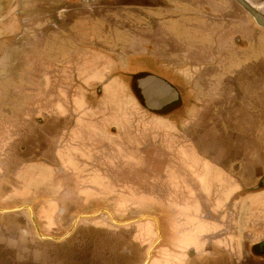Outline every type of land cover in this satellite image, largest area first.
Returning a JSON list of instances; mask_svg holds the SVG:
<instances>
[{
	"label": "rangeland",
	"instance_id": "rangeland-1",
	"mask_svg": "<svg viewBox=\"0 0 264 264\" xmlns=\"http://www.w3.org/2000/svg\"><path fill=\"white\" fill-rule=\"evenodd\" d=\"M73 1L75 0H0V127L16 124L10 126L15 130L14 138L22 141L25 146L22 148L24 149L22 154L19 152L21 145L18 144L0 148V172L4 171L0 174L17 171V161L50 159L53 146L49 144L45 145L46 152L42 156L34 154L40 145L42 150V143L39 145L37 140L39 134L43 135L42 115H35L36 108L43 106L50 109L59 106L67 116L69 109H66L65 105L69 101V96L77 97L82 94L88 106L97 105L93 114L100 120L91 127L97 132H91L96 137L95 142L89 138V132H82L84 140L81 138L80 147L84 151L85 148H95L97 152L103 154L106 152L109 160L115 163L111 166L112 169L106 172L118 168L114 171L126 172V179L111 180L108 191L113 195L105 199L96 198L98 203L95 211H79L73 214L72 222L74 224L79 216L96 214L102 208L108 213L80 218L72 234L61 241L35 242L36 247L43 252V256L41 252L35 262L32 257H27L21 262L5 260L4 264H144L150 248L158 239L157 225L150 218L157 219L158 216H163L152 209V206L156 207L157 199L160 207L165 205L171 198V192L175 190L172 189L173 184L166 179L156 180L162 179L160 173L167 171L168 164H161L155 170L150 164L143 163L139 166L127 162L126 158L119 157L117 151L115 154L112 152L109 154L108 142L102 140L101 136L113 135L108 129L117 128L119 119H122L123 127L129 126L128 121L119 117L122 115H118V105L122 108L120 101L117 99L118 96L110 95L113 90L109 89L114 87L116 81L109 79L117 80V83L120 82L125 88H129L128 92L136 99L131 108L141 110L157 106L153 99L148 102L140 94L142 86L140 82L150 79L146 75H154L169 82L186 97L184 105L174 103L161 112L149 113L147 117L155 115L165 121L176 123L181 114L189 110L188 105H196L200 99V89L205 87L199 85L204 82L203 77L201 81L198 80L190 86L176 75V70L181 69L183 63L191 67L211 61L213 47L222 49L226 44L228 48L236 45L243 48L246 45L261 44L264 42V26L256 24L239 0H87L76 4L71 3ZM240 1L264 15V0ZM207 48H210V51ZM236 55L240 64L238 69L241 72L233 77L221 76L226 87H223L224 85L220 87L219 97L211 95L216 100L209 104H214L215 107L203 109L205 117L202 118L203 123L200 122L202 126L197 113L192 115L191 123L196 127L191 129L190 134L197 146L195 151L200 156L210 161L215 160L218 165L228 168L230 172L238 173L240 178L245 177L248 183H254L252 189H243L234 198V201L240 199L239 201L244 202L243 200L247 198L246 193L264 188V52H256L253 48L251 51ZM219 58L221 60L222 56ZM102 73H105L104 77L107 76L106 82L110 81L108 84H112L105 89L108 93L105 97L101 96V86L96 84L100 82L98 78ZM75 74L78 78L74 77ZM83 85L86 87L85 91ZM90 88L88 92L87 89ZM198 104L202 105L199 102ZM177 105L180 107L174 109ZM107 107L110 110H107ZM128 108L130 109L129 106ZM15 114L26 115L22 117ZM128 115L130 116V113ZM19 117L23 118V128L17 126L22 125ZM67 118L65 116L59 118L62 125L68 123L64 122ZM128 119L136 126L141 124L140 117ZM69 125L70 123L64 126L66 129L59 134L67 142L70 139L67 128ZM74 128L75 126H72L70 131ZM180 129L183 130L182 127ZM80 132L79 130V134ZM179 136L182 140L183 136ZM125 137L122 134L119 140L126 142ZM85 140H91L90 145H87L89 142ZM145 142L150 140L145 137L139 141L142 145ZM229 144H232L233 148ZM65 145L68 146L66 142ZM71 150L70 145L68 153ZM158 155L159 159L165 161L166 156L160 150ZM13 156L17 158L15 163ZM187 157L190 160L186 158L184 161L192 162L195 166L183 164L179 166L180 171L184 169L185 172L193 173L192 168L197 166L199 169L197 173H201L207 163L211 164L207 160H199L193 151L187 150ZM54 167L60 172L71 168L72 165L57 163ZM92 167L96 166L86 164L85 160L84 164L78 165V172L91 173L95 171ZM98 168L103 171L104 166L99 165ZM212 170L214 171L213 168ZM2 183L0 181V184ZM87 183L90 182L85 178L79 181L83 190V185L87 186ZM188 183L195 187L193 184L196 182L188 180ZM180 191L182 192L183 188ZM188 192L191 205H198L195 196L197 191ZM188 197H179L178 201L185 202ZM152 198L155 204H152ZM259 201L264 202V196L260 197ZM211 203L214 204L215 200ZM237 211L239 214L241 208ZM20 212L19 216H26L25 209ZM230 212V208L226 207L220 213L204 211L194 214L177 213L174 217L172 214L169 215L171 218L176 217L180 223L186 220L193 224L198 220H208L210 217L212 220L222 218L223 234L229 229L227 227L230 225L228 219ZM239 215V221L237 220L236 228L233 229L234 234L239 232L237 236L239 243L235 246L238 253L232 257L234 264H244L245 260L250 264H264L262 262L264 237H261L264 230L262 229L264 210L254 213V219L257 221L255 225L253 221L250 222L253 214L249 217L245 214H242V217ZM70 216L71 214L68 215V220ZM138 218L143 219L124 226H118L113 222L125 223ZM248 222L251 227L241 228ZM69 223L65 222L66 225ZM66 225L63 226L61 235L53 232V236L63 237L69 230ZM75 241L79 250L76 253L70 248ZM253 242L261 245L257 250L250 251L248 247ZM155 247H161L160 250L166 249V245H161L160 241ZM88 249L91 255H94V260L92 258L87 260L88 255L80 254L86 253ZM249 252L262 260L254 262ZM244 253L247 254L245 258ZM228 260L229 264H232V259Z\"/></svg>",
	"mask_w": 264,
	"mask_h": 264
},
{
	"label": "crops",
	"instance_id": "crops-1",
	"mask_svg": "<svg viewBox=\"0 0 264 264\" xmlns=\"http://www.w3.org/2000/svg\"><path fill=\"white\" fill-rule=\"evenodd\" d=\"M82 1L87 2V0H75L71 3H84ZM262 43L264 42L254 46L246 45L243 48L239 45L228 48V46L226 47V44L222 49L215 48V50L213 47L211 49L213 51V58L211 61H206L204 64L200 65L195 64L191 67L190 65L183 63L182 66H180L181 69L176 70V75L190 86L193 85L194 82L197 83L198 80L201 81L200 79L203 77L204 82L199 83V85L205 87L201 88L203 91L200 89L199 94L201 95L200 99L197 100L196 105H188L189 110L183 115L181 114V117L178 118L180 121L177 120L176 123L174 121H165L162 117H157L155 115L147 117L149 113L156 114V112H161L165 107L174 103H180L181 106L184 105L186 97H183L182 92L169 82L154 75H146V77L154 79L161 88L166 89L169 94L168 97L166 96L167 98L164 97L165 99L159 101L160 103H158L157 106L152 108L149 107L150 110H141L133 107L131 108L134 103L133 101L136 102V99L128 92L129 88H125L120 82L117 83V80L112 78V80L109 79L110 81H116L114 87L109 88L113 90V93L110 95L118 96L117 99L122 102H119L122 108H120L119 105L117 108L119 111L118 115H122L119 117L127 120L129 123V126L123 127L121 125L122 119H119V126H116L117 128L108 129L113 135L110 136L104 134L101 136L102 140L104 139L108 142L109 154L111 152L115 154L117 151L119 157L126 158L127 162H132L136 165L139 164V166H142L143 163L146 165L150 164L155 167V170L157 169V166H161V164H168L167 171L162 174L160 173L162 179L156 178V180L166 179L167 182L173 184L172 189L178 191L171 192V198L165 205H161L160 207L159 199H157L156 207L152 206V209L156 210L157 213L163 214V216L157 217V221L158 229L160 231L159 241L161 245H166V249L160 250L161 247H154L148 264H229L228 258H231L232 264H234V258L232 257L238 253L235 246L239 243L237 237L239 232L234 234L233 229L236 228L235 224L238 223L237 220L239 219V214H241V217L242 214H245L248 217L253 214L252 218L254 219V213L256 211L264 210V202L259 201L260 197L264 196V188L246 193V200H243L245 198H242L244 202L239 201L240 199L234 201V198L240 194L241 190L252 189L254 183H248L245 177L243 179L240 178L238 173L237 175L236 173L230 172L228 168H223V166L218 165V162L215 160L210 161L207 160L206 157L200 156L195 151L197 146L194 138L190 134L191 129H195L196 127L191 123L192 115L196 112L199 117V123H203L204 120H202V118L205 117L203 109H212L215 107L214 104L211 105L209 103H212V101L219 97V91L222 85H224L223 87H226L221 76L227 77L226 75H229L230 77H233L237 76L236 73L241 72L240 69H238L240 68V64L238 55L236 54L251 51L253 48H255L256 52H264V44ZM214 46L216 47L217 44ZM207 50L210 51V48H207ZM220 55L222 56L221 60L219 58ZM105 70L106 69H104V71ZM104 74L105 73H102V76L98 78L100 82L96 83L101 86L100 93L102 94V97L108 95V93L105 92V89H108L109 85H112L111 83L108 84L110 81L106 82L107 76L104 77ZM74 77L78 78L76 77V74ZM93 78L96 77L93 76ZM92 79L89 80L93 83L94 81ZM106 84L107 86H105ZM83 89L84 91L86 90L84 85ZM90 90L91 88L87 89L88 92ZM211 95L216 98H212ZM124 96L127 97L125 98ZM207 97H210V99ZM103 100L104 98L101 99V101ZM198 102L202 105H199ZM87 104L86 99H84L82 94H79L77 97L69 96V101L65 105V108L69 109V115L67 116L63 114V108L59 106L50 109L43 106L42 108H36L35 115H42V133L44 136L39 134L37 141L39 145L42 143V150L40 145L34 154H38L39 157L42 156L47 148L46 144L48 143L49 146H53L52 154L54 158L53 160H55L54 164H71V168H66L68 171L65 169V171L58 172L56 168L42 162V158H38L33 159L32 161L29 160L28 162L27 160L17 161V171L10 172L9 175L0 174V181L3 182L0 184V210L4 211L0 212V264H4L5 260H11L14 262L25 261V258L27 257H32L34 262L35 260H38L42 251L40 248L36 247L35 242H58L52 239L42 238V236L56 238L53 236V232L61 235L63 233V226L66 225L65 222H70L66 225L70 230L73 227V214H76L79 211H95L94 209L98 203L96 202V198L101 197V199H105L113 195L108 191L110 189L109 182L115 179H126V172L119 173L114 171L116 168H113L112 172H106V170L112 169L111 166L115 164L113 161L109 160L106 152L105 154L97 152L95 148H85L86 151H84L80 147L82 132H89L91 135H89V138H91L93 143L95 142L94 139L96 137L92 133L97 132L91 127L100 120L93 114L97 105L95 107H90ZM180 105L174 106V109L179 108ZM128 106L133 111H131ZM107 110L110 109L107 107ZM138 110L140 113H138ZM27 111L25 110V112ZM177 111L179 110H176V112ZM128 113H130V116ZM15 115L23 117L26 114ZM179 115L180 114H176V116ZM59 116H65V118L68 117L64 122L65 124L66 122L70 123L69 127H67L70 134L69 142L63 140L59 135L64 129H66L64 126L68 125V123L62 125ZM134 116L140 117L141 124L139 126L134 125L128 119L129 117L134 118ZM19 122H21L22 125L18 124L17 126L23 128V118H21ZM11 125L16 124H10L7 125V127H0V148L9 147L11 144H18L21 145L19 152L22 154L24 151L22 148L25 147L24 143L14 138L15 130L10 127ZM200 125H198V127L202 126ZM72 126H75V128L70 131ZM132 126H134L133 129ZM181 127L183 130L180 129ZM83 128L85 131L82 130ZM79 130L81 131L80 134ZM119 134L120 137H118ZM122 134L126 136V142L119 140L121 139ZM177 134L182 135L183 139L181 140L180 136ZM145 137H147L150 142H145L142 145L139 141L143 140ZM191 137L193 138L192 140ZM91 140H85V142ZM64 142H66L68 146L71 145L72 150L69 153L68 146H64ZM88 144L90 145V142L87 143V145ZM229 146L233 148L232 144H229ZM158 150L166 156L165 161L158 158ZM163 150L169 151L164 152ZM187 150L193 151V154L196 155L197 158L199 157V160L204 159L211 164L207 163L206 168L204 167L201 173H197L199 170L197 166L192 168L193 173H190L189 171L185 172L184 169L180 171L179 169L181 168L179 166L183 164H193L192 162L188 163V161H184L186 158L190 160L187 157ZM79 153L81 155H79ZM96 157L104 159V161L99 160ZM12 159L15 163L17 158L13 156ZM84 159L86 160V164L96 167H92L95 171L87 173L88 177L85 180L90 183H87V186L83 185V190L79 185V181L84 179L81 175L84 173L78 172V165L81 166V164H84ZM99 165L104 166L103 171L98 168ZM175 166L177 168H175ZM0 173H2V171ZM188 180L196 182L193 186L198 189L192 187V184L188 183ZM181 188H183L182 192L180 191ZM184 189H187L188 191H197L195 196L197 199L196 202H199L198 205H191L190 198L187 195L189 192ZM123 196L127 195L123 194ZM179 197H188V199H186L187 201L185 202H180L178 201ZM101 199L99 198L100 201ZM203 199H205V201H202ZM212 200H215L214 204L211 203ZM152 204H155L153 198ZM100 206L105 207L104 205ZM217 207L219 209H217ZM226 207L230 208L231 211L230 217L228 218L230 220V225L227 227L229 229H226L223 234L222 218L212 220V217H210V220H196L197 223L195 222L193 224L186 220H183L180 223L176 217L171 218L169 215L172 214L171 216L174 217L177 213L184 214L189 212L194 214L195 212L204 211L220 213L223 212V209ZM214 208L217 210H214ZM239 208H241V212L238 214L237 210ZM23 209H25L26 216L21 217L18 213H21L20 211ZM101 210H104V208L98 211ZM70 214L71 216L68 220L67 218H69L68 215ZM252 218L250 222L253 221V225H255L257 221L255 219L254 221ZM175 219L177 221H175ZM248 220L249 218L246 219V222ZM35 227L38 228V232ZM249 227H251L249 222L244 224V226H241L243 229ZM262 229H264V227ZM261 237H264V230L262 231ZM255 244H257V242H253L251 245ZM250 246L248 247V250H250ZM70 248L75 253L79 252L78 243H76V241L72 243ZM80 254L88 255L89 257H87V260H91V258L93 259L94 256L91 255L89 249L86 253ZM246 255L247 254L244 253L243 257L245 258ZM67 259L69 258L67 257ZM27 261L28 260H26V262ZM244 262V264H250L249 261L245 260Z\"/></svg>",
	"mask_w": 264,
	"mask_h": 264
},
{
	"label": "water",
	"instance_id": "water-1",
	"mask_svg": "<svg viewBox=\"0 0 264 264\" xmlns=\"http://www.w3.org/2000/svg\"><path fill=\"white\" fill-rule=\"evenodd\" d=\"M250 14L252 15V18H253V20L256 22V24H258V25H260V26H264V17H262V16H260L259 14H256V13H252L251 11H250ZM145 83H148V84H151V85H153V84H156L157 82L154 80V79H152V78H150L149 80H146V81H144L143 80V82H140V84L142 85V84H145ZM0 212H4L3 210H0ZM103 212H105V213H108L107 211H105V210H101V211H98V212H96V214H91V215H82V216H79V217H77V219H76V221L74 222V224H73V227L63 236V237H61V238H52V237H44V236H42V238H48V239H52V240H55V241H61V240H63L65 237H67L73 230H74V228H75V226H76V223L80 220V218H83V217H94L95 215H97L98 213H103ZM148 218V217H147ZM143 218H138V219H135V220H132V221H130V222H125V223H118V222H115V221H113L116 225H118V226H124V225H128V223L129 224H131V223H134V222H138L139 220H142ZM151 220H153L155 223H156V225H157V234H158V239H157V242L155 243V244H153V246L150 248V250H149V252H148V255H147V258H146V260H145V263L144 264H147L148 263V261L150 260V257H151V254H152V251H153V249H154V247H155V245L159 242V240H160V231H159V229H158V221H157V219H155V218H150ZM34 225H35V223H34ZM36 226V225H35ZM36 228V230H37V232H38V228L37 227H35Z\"/></svg>",
	"mask_w": 264,
	"mask_h": 264
},
{
	"label": "flooded vegetation",
	"instance_id": "flooded-vegetation-1",
	"mask_svg": "<svg viewBox=\"0 0 264 264\" xmlns=\"http://www.w3.org/2000/svg\"><path fill=\"white\" fill-rule=\"evenodd\" d=\"M251 18L252 15L250 14ZM140 94L142 96H144L143 98L149 102L150 99H153L155 101L156 104L160 103L159 101H161L162 99H165L166 96H168L169 92L166 91V89L161 88V86L156 83V84H142V86L140 87ZM165 97V98H164ZM150 110V108H149ZM152 110V109H151ZM264 181V179H263ZM260 243H257L255 245H252V248L250 249V251L252 250H257L260 247ZM250 257L252 258V260H257L258 262H260L262 259L261 258H256L255 255L253 253L250 252Z\"/></svg>",
	"mask_w": 264,
	"mask_h": 264
},
{
	"label": "trees",
	"instance_id": "trees-1",
	"mask_svg": "<svg viewBox=\"0 0 264 264\" xmlns=\"http://www.w3.org/2000/svg\"><path fill=\"white\" fill-rule=\"evenodd\" d=\"M82 2H85V1H82ZM88 2H90V1H88ZM239 2L246 8V10L250 13V11L252 12V13H256V14H259V13H257L255 10H253L252 8H250L247 4H245L244 2H242V1H240L239 0ZM260 16H262V17H264V15H261V14H259ZM48 144V143H47ZM46 144V145H47ZM45 152H46V149H45ZM54 158H53V154H52V157L50 158V159H43L42 158V162H44L45 164H48V165H50L51 167H54V165H56V164H54V161L55 160H53ZM50 163V164H49ZM54 168H56V167H54ZM3 171V170H2ZM3 173H4V171H3ZM10 174V172L9 171H7V175H9ZM87 174H83V176H84V178L86 179L87 178V176H86ZM137 178V177H136ZM152 262V261H151Z\"/></svg>",
	"mask_w": 264,
	"mask_h": 264
}]
</instances>
